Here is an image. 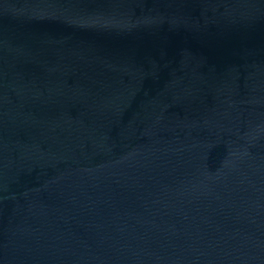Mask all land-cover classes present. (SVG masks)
<instances>
[{
	"label": "water",
	"instance_id": "obj_1",
	"mask_svg": "<svg viewBox=\"0 0 264 264\" xmlns=\"http://www.w3.org/2000/svg\"><path fill=\"white\" fill-rule=\"evenodd\" d=\"M0 264H264V0H0Z\"/></svg>",
	"mask_w": 264,
	"mask_h": 264
}]
</instances>
